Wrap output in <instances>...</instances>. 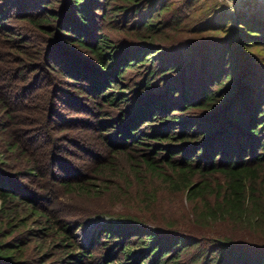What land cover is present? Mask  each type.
Returning a JSON list of instances; mask_svg holds the SVG:
<instances>
[{"label": "trees", "instance_id": "trees-1", "mask_svg": "<svg viewBox=\"0 0 264 264\" xmlns=\"http://www.w3.org/2000/svg\"><path fill=\"white\" fill-rule=\"evenodd\" d=\"M64 88L79 92V126L98 135L84 138L86 161L49 173ZM162 184L184 193L186 214L151 213ZM58 192L68 194L61 215L50 208ZM78 198L121 209L75 212ZM100 214L109 218L80 256L111 237L139 264H264V12L212 0H0V264L21 263L32 223L67 238Z\"/></svg>", "mask_w": 264, "mask_h": 264}, {"label": "rangeland", "instance_id": "rangeland-1", "mask_svg": "<svg viewBox=\"0 0 264 264\" xmlns=\"http://www.w3.org/2000/svg\"><path fill=\"white\" fill-rule=\"evenodd\" d=\"M212 1H216L220 5L222 11H225L226 13L244 12L248 14L255 11H258L259 13L264 12V0ZM132 79L133 76H131V73L127 72L125 74V78L123 79V83L120 86V89L123 90L126 95H128V98L132 96V93H130L126 87L134 84V82L132 83ZM64 90L62 91V96L60 95L61 100L55 101V114L52 116L53 121L51 122V124L52 127H54V135L51 138V145H48L49 154L47 159L48 162L52 161L50 162L51 169L49 173H53V171L58 172V170L56 169H58L59 167H63L62 164L78 165L79 162H84L85 159H80L82 158V149L86 147H92L87 146L88 144L87 142H85L84 138L88 140H96L95 138L98 135V131H87L85 130V128H81L79 126V123H82V121L87 117L84 112L79 111L77 101L72 99V97L74 98L75 96L74 94H78L79 92L75 90L73 91L72 89H68L65 91ZM66 91L68 93L70 92L71 95L66 93ZM87 103V105H91L88 100ZM124 107L126 106L123 104L118 106V108L112 107L111 110L113 112L111 113V115L119 117V113ZM106 109H110V106L108 108V106L106 105ZM111 131L113 130H109L108 132ZM82 144L84 145V147H82ZM156 183L158 184L159 182ZM156 183L155 185L158 186ZM163 185L164 184L161 185L157 196L159 197V200L156 203V208L159 206V209L152 210L151 213H153L159 221H161V219H163V217L165 216L175 217L180 216V214L183 213L186 214V204L188 203H186L184 199V193L182 191L174 192L168 190ZM60 195L62 197H51L50 200V208L54 209L55 212H58L59 215H61L60 213H64V211L66 210L64 204H66L65 201L67 200V197L65 196H67L68 194L64 192L60 193ZM79 201L80 200L78 198V202ZM71 203L74 206L69 208H73L74 210H76L75 212L83 211L86 208L96 209L99 206L110 208V211L113 212H117L119 211V209H121L119 205L114 206L111 201H102L101 204L95 206L88 204V202H79L78 204L70 202V204ZM131 206L133 207L132 204H130L129 207L127 205V207H124V209L134 211V208H132ZM74 210H72L73 214L75 213ZM73 214H71L67 221L70 222L71 220L76 218L77 214ZM108 218L109 217L107 215L103 214H100V216H91L78 227H73V230L67 231V238H56V230L53 231L55 227H50L51 232L44 235L45 232L43 231L46 230L41 229V226L32 223L31 227L33 228L32 231L34 234L27 233V244L25 246L26 249L23 254L18 256L19 261L21 262L19 264H96L98 262H100L101 264H117V262L124 264L125 261H127L128 263L130 262V264H139V260L131 262L129 258H126L127 256L124 253H120L123 246H121V243H116L119 241V238L113 240L111 237H103L99 241V243L96 242L92 246L89 252H83L84 256H80L82 248L87 245L90 239L96 236L99 228L102 227L103 223ZM53 222L59 224L57 221ZM68 226L72 225L69 224ZM21 234L24 235L23 232ZM16 236L19 235H17L16 233ZM71 242L75 243V245L70 244ZM190 251H192V249ZM190 251L183 252L181 254V257L179 258L180 262L178 261V263H184V261L188 259ZM76 254H79V256H77Z\"/></svg>", "mask_w": 264, "mask_h": 264}]
</instances>
